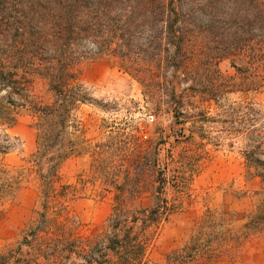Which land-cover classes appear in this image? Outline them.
<instances>
[{"label":"trees","instance_id":"trees-1","mask_svg":"<svg viewBox=\"0 0 264 264\" xmlns=\"http://www.w3.org/2000/svg\"><path fill=\"white\" fill-rule=\"evenodd\" d=\"M92 53L118 58L131 75H146L147 105L172 118L168 135L180 147L170 184L175 192L209 156L203 142L212 137L208 128L220 124L222 135L239 143L245 172L261 182L244 227L264 228V104L225 101L230 84L217 67L228 58L251 80L264 66V0H0V153L15 147L8 129L19 110H29L35 149L28 163L42 199L20 245L37 253L47 248L56 264H147L149 233L178 204L166 196L158 146L146 149L123 127L88 139L79 113L97 100L78 66ZM35 80L46 87L47 100L35 98ZM81 155L91 161L90 178H78L80 187L89 182L112 194L108 231L98 239L74 236L65 221L62 200L76 185L61 181L60 168ZM5 173L0 197L11 186ZM146 193L152 204L133 206Z\"/></svg>","mask_w":264,"mask_h":264},{"label":"rangeland","instance_id":"rangeland-1","mask_svg":"<svg viewBox=\"0 0 264 264\" xmlns=\"http://www.w3.org/2000/svg\"><path fill=\"white\" fill-rule=\"evenodd\" d=\"M220 74L229 82L225 101L248 100L264 104V66L251 80L239 72L228 58L217 63ZM78 70L97 103L82 106L79 116L86 126L89 140L102 138L110 129L125 130L150 149L158 146V164L164 167L168 183L165 193L176 200V208L148 235L147 264H264V228L246 230L244 224L254 212L261 182L244 170L238 142L233 144L220 132V124L209 129L206 143L209 156L200 163L180 192L172 184L177 174L175 159L179 151L168 135L169 114L156 112L146 103V75L137 77L123 69L120 60L92 53L81 60ZM177 89L184 87L175 83ZM34 96L47 100L49 92L40 80L34 81ZM214 112L212 106L209 107ZM35 121L32 113L21 109L8 129L16 138L15 147L0 153V172L8 176L11 186L0 197V264H56V258L20 245L22 236L34 224L41 210V197L32 167L28 163L35 149ZM189 123L184 125L188 133ZM222 135L218 140L216 136ZM162 138L163 143L157 144ZM90 157H69L60 168L63 183L76 185L62 200L67 225L74 236L98 239L108 231L112 194L100 192L89 182L84 187L78 178L89 179ZM152 204L146 193L134 200L133 206ZM50 241V239H49ZM48 242V241H47ZM46 243V242H45ZM51 244V242H50ZM197 244H201L197 245ZM200 246L198 251L192 247ZM48 254V255H47Z\"/></svg>","mask_w":264,"mask_h":264}]
</instances>
